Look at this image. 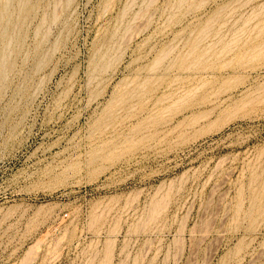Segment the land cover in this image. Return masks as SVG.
Instances as JSON below:
<instances>
[{
    "label": "rangeland",
    "instance_id": "rangeland-1",
    "mask_svg": "<svg viewBox=\"0 0 264 264\" xmlns=\"http://www.w3.org/2000/svg\"><path fill=\"white\" fill-rule=\"evenodd\" d=\"M21 1L4 24L0 264H264V0Z\"/></svg>",
    "mask_w": 264,
    "mask_h": 264
},
{
    "label": "bare ground",
    "instance_id": "bare-ground-1",
    "mask_svg": "<svg viewBox=\"0 0 264 264\" xmlns=\"http://www.w3.org/2000/svg\"><path fill=\"white\" fill-rule=\"evenodd\" d=\"M33 1V0H32ZM35 1V0H34ZM184 1V0H183ZM186 1V0H185ZM9 2H10V0H6L5 1V3L2 5V6H0V36H1V39L2 40H0V42L2 41L3 42V45H2V47H1V49H0V86H1V84H2V81H3V79L5 78V76H6V73H7V71H8V73H9V71H11L12 70V68H11V66H10V62H9V50H8V35H7V32H6V29H5V23L8 21V19H9V17H8V12H9ZM130 3H131V1H129ZM151 2L152 1H150V4H151ZM200 2H202L201 0H200ZM30 3V2H29ZM147 3H149V0L147 1ZM179 3H181V2H179ZM146 4V3H145ZM149 4V5H150ZM199 4V3H198ZM261 4V3H260ZM259 5V4H258ZM146 6H147V4H146ZM261 6L263 7V3L261 4ZM26 7H27V2L26 1H21L20 3H19V11H21V12H24V11H26ZM127 8V7H126ZM131 8V7H130ZM34 9V8H33ZM33 9H32V11H33ZM125 9V8H124ZM180 9V8H179ZM227 9V8H226ZM127 10V9H126ZM132 10V9H131ZM182 10V9H181ZM232 10V9H231ZM255 10V9H254ZM262 10H264V9H262ZM186 11V10H185ZM252 11V10H251ZM250 11V12H251ZM258 11V10H257ZM256 11V12H257ZM218 12H220V11H218ZM229 12V11H228ZM232 12V11H231ZM259 12V11H258ZM261 12V11H260ZM263 13V12H262ZM22 14V13H21ZM217 14V13H216ZM224 14V13H223ZM253 14H255V15H258V14H256L255 12L253 13ZM261 14V13H260ZM15 15V14H14ZM31 15V14H30ZM52 15H54V14H52ZM226 15V14H225ZM250 15H252V14H250ZM249 15V16H250ZM262 15V14H261ZM43 16H45V15H43ZM59 16V15H58ZM215 16H217V17H219L218 15H215ZM215 16H213V18L215 17ZM260 16V15H259ZM23 17V16H22ZM53 17V16H52ZM56 17H57V15H54V19H56ZM251 17V16H250ZM255 18H258V16H254ZM261 17V16H260ZM245 18V17H244ZM247 18V17H246ZM245 18V19H246ZM212 19V18H211ZM211 19H209V20H211ZM240 19V18H239ZM251 19H252V17H251ZM262 19V18H261ZM215 20H217V19H214V23H215ZM55 21V20H54ZM53 21V22H54ZM207 21V20H206ZM238 20H236V22H237ZM252 21V20H251ZM211 22V21H210ZM225 22V21H224ZM239 22V21H238ZM250 22V21H249ZM40 23V22H39ZM234 23H235V20H234ZM242 23H244V22H242ZM245 23L246 24H248L247 22H246V20H245ZM207 24V23H206ZM230 24V23H229ZM236 24V23H235ZM235 24H231L230 26H235ZM239 24H240V22H239ZM238 24V25H239ZM245 24V25H246ZM264 24V23H263ZM262 24V25H263ZM227 25V23L225 24V26ZM237 25V24H236ZM237 25V26H238ZM254 25H257V22H256V24H254ZM253 25V26H254ZM262 25H260V26H262ZM127 26V25H126ZM207 26V25H206ZM210 26V25H209ZM208 26V27H209ZM242 26V25H241ZM260 26H257L258 28L260 27ZM46 27H47V25H46ZM205 27V26H204ZM212 27V26H211ZM246 27V26H245ZM249 27V26H248ZM251 27V26H250ZM255 27V26H254ZM228 28H230V27H228ZM234 28V27H233ZM239 28V27H238ZM241 28V27H240ZM244 28V27H243ZM262 28V27H261ZM261 28L260 29H258L259 30V33H261V32H263L262 30H261ZM205 29L206 30H210V29H207V27H205ZM231 29V28H230ZM246 29H247V27H246ZM245 29V30H246ZM201 30H203L204 31V29H201ZM214 30V29H213ZM223 30V29H222ZM221 29H220V31H222ZM229 30V29H228ZM231 30H233V29H231ZM230 30V31H231ZM239 30V29H238ZM238 30L236 31V29H235V31L236 32H238ZM241 30L242 29H240L239 30V32L238 33H240L241 34ZM248 30H250L249 28H248ZM252 30H255V29H252ZM47 31V30H46ZM235 31H234V33H235ZM244 31V30H243ZM242 31V35H240L241 36V38H242V36L244 35V34H246V33H248V32H246V33H244ZM17 32V31H16ZM200 33H201V31H199ZM206 32V31H205ZM209 32V31H208ZM210 32H211V30H210ZM216 32V31H215ZM226 32H228V31H225V33ZM39 33V32H38ZM46 33V32H45ZM233 33V32H232ZM233 33V34H234ZM238 33L236 34V35H238ZM244 33V34H243ZM252 33V32H251ZM258 33V34H259ZM18 34V33H17ZM41 34V33H40ZM192 34V32L190 33V35ZM205 34V33H204ZM208 33H206V35H207ZM227 34V33H226ZM226 34H223V35H226ZM230 34V33H229ZM217 35V34H216ZM231 35V34H230ZM229 35V36H230ZM235 34H234V36H236ZM18 36V35H17ZM16 36V37H17ZM20 36V35H19ZM24 36V35H23ZM256 36V35H255ZM258 36V35H257ZM196 37H197V35H196ZM205 37V36H204ZM209 37V36H208ZM207 37V38H208ZM215 37V36H214ZM224 37V36H223ZM231 37H233L232 35L229 37V38H231ZM238 37V36H237ZM237 37H235V38H237ZM13 38V37H12ZM20 38H22V36L20 37ZM45 38V37H44ZM43 38V39H44ZM199 38V37H198ZM203 38V37H202ZM212 38V37H211ZM210 38V39H211ZM217 38H220V36L219 37H217ZM229 38H226V40H229ZM239 38V40L237 41V42H239L240 43V37H238ZM200 39V38H199ZM249 39V38H248ZM201 40V39H200ZM200 40H198V41H200ZM221 40H223V38L222 39H220V41L219 42H221ZM180 41V40H179ZM178 41V42H179ZM186 41V40H185ZM206 41H207V39H206ZM217 41V40H216ZM231 41V40H230ZM230 41H228V43H226V42H224L225 44L223 45V44H221V43H217V44H221V45H223L222 47H221V49H220V51H218L217 53H215V54H210V53H213V52H210V49H211V47H213V46H215V45H213V46H208L207 47V49L204 51V52H202L201 53V55H199L198 56V60L200 61L202 58H203V55L204 54H209L208 55V60H210V59H213V58H218V56L219 55H221V54H223L224 52L226 53V51H229V49L231 48V47H229L230 45H231V43H232V45L234 44V45H236L235 43H233L234 41H236L235 39L233 40L232 39V41L233 42H230ZM252 41V40H251ZM189 42V41H188ZM195 42H197L196 40H195ZM204 42H205V40H204ZM243 43L245 42V40L244 41H242ZM206 43H208V42H206ZM205 43V44H206ZM210 43V42H209ZM208 43V44H209ZM222 43H223V41H222ZM239 43H237V44H239ZM202 44V43H201ZM215 44H216V42H215ZM10 45V44H9ZM199 45V44H198ZM212 45V44H211ZM242 45V44H241ZM251 45V44H250ZM261 45V44H260ZM260 45L257 47H255V48H253V49H251L249 52L250 53H252V52H258L259 50H261V47H260ZM182 46V45H181ZM195 46V45H194ZM237 46V48H238V45H236ZM15 47V46H14ZM17 47H18V45H17ZM103 47V46H102ZM101 47V48H102ZM119 47V46H118ZM170 47V46H169ZM200 47H201V45H200ZM199 47V48H200ZM218 47L219 46H217L216 48L218 49ZM239 47H240V45H239ZM242 47H243V45H242ZM263 47V46H262ZM10 48V50H11V47H9ZM173 48V47H172ZM172 48L170 49L171 51H173V50H175V49H173L172 50ZM174 48H176V47H174ZM190 48V47H189ZM197 48V47H196ZM204 48H205V46H204ZM233 48H235V46H233ZM117 49V48H116ZM179 49V48H178ZM201 49V48H200ZM248 49V48H247ZM246 49V50H247ZM250 49V48H249ZM115 50V49H114ZM167 50V49H166ZM199 50V49H198ZM231 51L233 50L234 51V49H230ZM9 51V52H8ZM193 51V50H192ZM191 51V52H192ZM213 51V50H212ZM39 52V51H38ZM167 52V51H166ZM166 52H164L165 54H164V57H165V55H167V53ZM170 52V51H169ZM190 52V53H191ZM210 52V53H209ZM230 52V51H229ZM246 52V51H245ZM172 53V52H171ZM189 53V54H190ZM18 54V53H17ZM193 54V53H192ZM245 54V53H244ZM227 55H228V53H227ZM246 55V54H245ZM116 55H115V51H113V50H111V47L108 49V50H106L105 52H103L102 54H101V52H100V55H99V58H98V64H97V68H96V72L97 73H101V72H103V71H105L106 70V68L107 67H109L110 65H111V63L113 62V60H114V57H115ZM162 56V55H161ZM182 56H183V54H182ZM187 56V55H186ZM187 57H189V55L187 56ZM195 58V57H194ZM242 58H244V57H242ZM247 58H248V56H247ZM160 59H163V56L162 57H159V60ZM165 59V58H164ZM171 59V58H170ZM175 59V58H174ZM173 59V60H174ZM158 60V61H159ZM179 60H182V59H179ZM194 60V59H193ZM207 60V59H206ZM205 60V61H206ZM95 61V60H94ZM188 61V60H187ZM247 61V60H246ZM249 61V60H248ZM160 62V61H159ZM158 62V63H159ZM180 62V61H179ZM192 62V61H191ZM40 63V62H39ZM95 63H96V61H95ZM158 63H156V64H158ZM195 63V62H194ZM206 63V62H205ZM164 64V63H163ZM183 64V63H182ZM191 64V63H190ZM197 64H200V63H198V61H197ZM196 64V65H197ZM40 65V64H39ZM94 65V64H93ZM152 65V64H151ZM191 65H193V64H191ZM9 66H10V68H11V70H9L10 68H9ZM153 66V65H152ZM195 66V65H194ZM203 66V65H202ZM12 67H13V65H12ZM93 67V66H92ZM188 67H190V65L188 66ZM187 67V68H188ZM149 68H150V66H149ZM173 68H175V70H179V69H181V66L179 65V64H176V63H174V64H172L169 68H167V71H171ZM196 68V67H195ZM207 68V67H206ZM206 68H203V70L205 71L206 70ZM213 68V66L212 65H209L208 66V68L207 69H212ZM94 69V68H93ZM154 69V68H153ZM184 70L183 71H185V69L186 68H183ZM190 69V68H189ZM188 70V69H187ZM151 71V70H150ZM190 72V71H189ZM203 72V71H202ZM174 73V72H173ZM184 73V72H183ZM188 73V71L186 72V74ZM201 73V72H200ZM205 73V72H204ZM102 74V73H101ZM194 74V73H193ZM213 74V73H212ZM190 75V74H189ZM206 75V74H205ZM204 75V76H205ZM208 75V74H207ZM183 76H185V74L183 75ZM183 76H181V75H177L176 77H175V79L176 80H178V79H180L181 77H183ZM201 76V75H200ZM209 76V75H208ZM212 76V75H211ZM216 76V75H215ZM202 77V76H201ZM186 78V77H185ZM144 88V87H143ZM142 88V89H143ZM195 89V88H194ZM133 91V90H132ZM135 91H137V90H135ZM178 91V90H177ZM179 92V91H178ZM174 93V92H173ZM176 92H175V96H176ZM194 94V93H193ZM128 95V94H127ZM133 95V94H132ZM131 95V96H132ZM177 95H179V94H177ZM130 96V95H129ZM185 96V95H184ZM128 98V97H127ZM132 98V97H131ZM179 98H180V96H179ZM182 98V97H181ZM124 99V98H123ZM183 99H185L184 97H183ZM182 99V100H183ZM119 100H121V99H119ZM178 100V99H177ZM186 100V99H185ZM181 101V100H180ZM184 101V100H183ZM182 101V102H183ZM118 102V101H117ZM116 102V103H117ZM127 102V101H126ZM122 103V102H121ZM181 103V102H180ZM115 104V103H114ZM118 104V103H117ZM121 105V104H120ZM255 175V174H254ZM259 178V177H258ZM260 179V178H259ZM263 179V178H262ZM251 181V180H250ZM253 181V180H252ZM256 184V183H255ZM256 186V185H255ZM260 187H261V185H260ZM259 190V189H258ZM253 192V191H252ZM261 192H263V190H261ZM241 194V193H240ZM253 195V194H252ZM257 197V196H256ZM256 199L257 198H255L254 197V199H253V204L254 203H256V202H258V201H256ZM260 202V201H259ZM263 202V201H262ZM158 204H159V202H158ZM264 204V203H263ZM256 205V204H255ZM254 206V205H253ZM156 207V206H155ZM253 209V208H252ZM261 211V210H260ZM154 212V211H153ZM153 214V213H152ZM244 214V213H243ZM260 215V214H259ZM263 215V214H262ZM257 216H258V214H257ZM147 217V216H146ZM152 217V216H151ZM263 217V216H262ZM153 218H151V220H152ZM254 219H256V217L254 218ZM257 220V219H256ZM146 222V221H145ZM151 222V221H150ZM251 222V221H250ZM149 225V224H148Z\"/></svg>",
    "mask_w": 264,
    "mask_h": 264
}]
</instances>
